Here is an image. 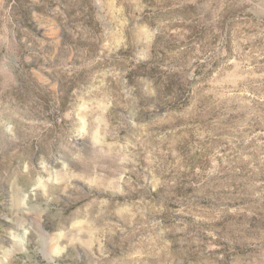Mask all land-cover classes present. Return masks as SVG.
<instances>
[{"label":"rangeland","instance_id":"rangeland-1","mask_svg":"<svg viewBox=\"0 0 264 264\" xmlns=\"http://www.w3.org/2000/svg\"><path fill=\"white\" fill-rule=\"evenodd\" d=\"M0 264H264V0H0Z\"/></svg>","mask_w":264,"mask_h":264}]
</instances>
